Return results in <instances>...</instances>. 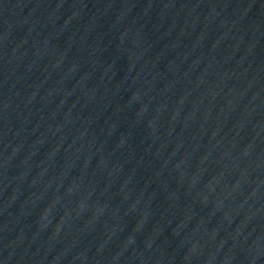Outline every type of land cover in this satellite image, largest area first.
<instances>
[{
	"label": "water",
	"instance_id": "95a60500",
	"mask_svg": "<svg viewBox=\"0 0 264 264\" xmlns=\"http://www.w3.org/2000/svg\"><path fill=\"white\" fill-rule=\"evenodd\" d=\"M0 264H264V0H0Z\"/></svg>",
	"mask_w": 264,
	"mask_h": 264
}]
</instances>
